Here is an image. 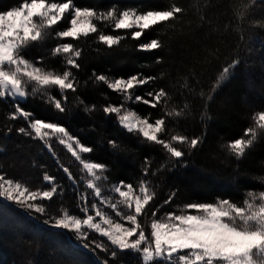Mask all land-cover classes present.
I'll list each match as a JSON object with an SVG mask.
<instances>
[{
    "label": "trees",
    "instance_id": "1",
    "mask_svg": "<svg viewBox=\"0 0 264 264\" xmlns=\"http://www.w3.org/2000/svg\"><path fill=\"white\" fill-rule=\"evenodd\" d=\"M22 2L0 0V13ZM48 2L64 3L67 0ZM248 4L251 0H73L75 7H87L100 14L114 8L144 12L180 7L181 12L172 20L147 30L139 41L132 39L128 30H116L114 21L95 18L92 23L98 29L96 33L78 40L60 38L56 34L70 27L72 12L57 25L45 29L46 38L24 48L21 55L35 66L62 72L65 57L53 55V50L60 44L72 43L81 52L77 58L80 70L72 69L79 81L77 92L67 94L65 113H59L46 97L32 95L31 85L27 88L29 96L26 98H0V175L33 190L47 189L48 185L42 179L45 173L55 177V183L61 185L63 191L52 201L44 202L47 211L54 215L68 211L83 217L78 193L73 189L78 187L79 192L91 193L86 189V174L78 161L67 162L66 156L54 152L52 142V151H49L48 144L38 138L18 134L19 127L28 126L22 118L10 119L18 102L35 114L34 119L64 126L81 143L94 148L91 154L82 156L106 165V170L100 173L106 179L100 186L108 191H102L96 203L116 221L123 220L107 204L102 206L99 199L108 203L113 202V198L118 200L113 186L119 181L131 183L134 188L141 180L151 183L155 197L148 207L156 210V216L149 212L139 218L148 236L153 219L166 221V214H187L186 206L190 203H216L227 198L237 206H244L249 192L256 195L264 192V132L256 124L258 114L264 112V0H256L252 7ZM101 34L121 39L109 48L99 40ZM152 39L161 42L159 50H138L139 44ZM236 61L238 64L231 69L227 81L213 93L211 89L223 67ZM137 73L153 79L131 90V99L95 80L100 74L115 79ZM160 90L166 96L152 107L151 103L155 101L148 94ZM50 95L61 98L57 88L51 89ZM137 96L142 99L137 100ZM209 96H212L211 100ZM145 99L150 103H143ZM85 105L90 112L84 110ZM108 105L127 108L150 123L164 119L166 131L161 138L165 140L178 134L188 138L202 137L203 143L184 157L185 163L172 167L161 146L147 142L142 136L129 134L119 125L116 114H105L103 107ZM169 112H181V115H168ZM9 127L11 132H8ZM249 127L257 131V139L246 150V155L237 160L226 145L245 138L244 133ZM109 141H114L116 146H111ZM172 143L188 151L185 146ZM145 157L150 161L146 176L143 173ZM75 162L77 173L71 171ZM64 167L69 169L76 185L68 180ZM80 171L82 174L79 175ZM173 190H176L175 196L165 204ZM31 215L35 218L0 198V264H101L94 258L93 251L77 247L75 239L67 238L74 233L62 234V230L43 223L46 216ZM88 235L90 240L109 243L107 238L93 231ZM95 254L100 258L105 255L99 249H95ZM119 264H141V260L138 254L126 252L121 255Z\"/></svg>",
    "mask_w": 264,
    "mask_h": 264
},
{
    "label": "snow or ice",
    "instance_id": "2",
    "mask_svg": "<svg viewBox=\"0 0 264 264\" xmlns=\"http://www.w3.org/2000/svg\"><path fill=\"white\" fill-rule=\"evenodd\" d=\"M255 4L256 0H251L248 7ZM69 12H72L70 27L56 34L60 38L78 40L81 37H88L90 33H96L98 29L92 23L95 18L114 21L116 30H128L131 38L139 41L147 30L172 20L175 14L181 12V8L144 12L135 9L119 11L114 8L106 14H100L87 7H75L73 0H67L64 3L48 2V0H30V2L23 0L19 6L0 13V98H26L29 96L27 88L31 85L32 95L39 94L41 98L46 97L47 102L53 105L59 113L67 111L65 107L68 101L67 94L76 93L79 85L72 69L80 70L81 66L77 58L81 56V52L74 48L72 43H63L55 47L53 55L65 57V68L62 72L48 71L43 67L35 66L21 53L32 43L42 42L47 35L45 29H50L66 19V14ZM133 29L135 31H131ZM120 39L119 36L99 35V40L109 48L117 45ZM161 47L159 40L152 39L139 44L138 50L150 52L159 50ZM236 64L238 61L223 67L211 89L213 93L227 81L231 69ZM151 79L153 78L144 77L140 73L127 78L115 79H110L103 74L95 76L96 81L124 94L128 99L132 98L131 90ZM53 88L59 90L60 99L50 95V90ZM148 95L153 96L155 102H152L151 106L156 107L166 93L160 90ZM136 99L141 100L142 98L137 96ZM208 99L211 100L212 96ZM143 103L149 104L150 101L145 99ZM84 110L91 111L88 105L84 106ZM103 112L116 114L119 125L129 134L134 133L142 136L149 143L161 146L167 155V163L172 167L185 163L184 157L191 155V150L197 149L203 143L202 137L188 138L178 134L171 135L170 140L161 138V134L166 131L164 119H156L154 123H150L147 118L141 119L133 112L122 114L121 107L111 105L104 106ZM34 115L22 108L18 102L15 104V110L10 114V119L15 121L22 118L28 125L19 127L18 134L38 138L41 142L48 144L49 151H52L51 137L59 136V143L64 145L75 160L82 165L87 176L91 177L86 184V189H90L91 193L79 192L78 187L73 189L78 193L79 208L83 217L69 214L68 211H64L62 215H54L47 211L44 202L52 201L63 191L62 186L55 183V177L47 173L42 179L48 187L41 190H33L25 184L0 175V198L4 202L14 203L20 210L29 214L30 218H35L31 215L32 213L46 216L43 223L54 229L62 230V234L74 233V236L67 238L75 239L77 247L93 251L94 258L99 259L101 264H114V262L119 264L121 255L126 252L138 254L141 264H156L157 261L161 264H264V192L258 195L249 192V199L243 202L244 206H237L227 198L219 199L216 203H190L186 206L187 214H166V221L153 219L150 225V236H148L139 218L147 216L149 212L153 217L156 216V210L148 207L155 197V190L151 183L141 180L138 187L134 188L131 183L119 181L113 186L114 192L118 194V200L113 198V202L108 203L105 199H99L100 204H107L115 215L126 221L129 226L115 222L101 211L96 203L97 198L102 196V189L97 182L106 179L100 174L106 170V165L86 160L82 156V154H91L94 148L81 143L79 138L72 136L66 127L54 122L34 119ZM168 115L179 117L181 112H169ZM256 124L264 132V112L258 114ZM11 131L12 128L9 127L8 132ZM249 136L251 138H247ZM244 137L226 145L229 153L237 160L244 157L246 150L254 144L257 131L249 127ZM172 141L185 146L188 151L174 146ZM109 144L116 146L114 141H109ZM149 168V158L145 157L143 166L145 176L148 175ZM63 171L68 174V180L76 185L77 181L69 169L64 167ZM175 192L176 190L172 191L168 200L164 202L165 204L172 200ZM90 197L92 198L91 203H89ZM93 211L94 215L91 214ZM95 217H99L100 222H95ZM88 230L107 238L109 243L103 244L90 240ZM81 240L88 242L80 243ZM92 245L94 248L91 247ZM95 249L104 253V257L100 258L96 255Z\"/></svg>",
    "mask_w": 264,
    "mask_h": 264
},
{
    "label": "rangeland",
    "instance_id": "3",
    "mask_svg": "<svg viewBox=\"0 0 264 264\" xmlns=\"http://www.w3.org/2000/svg\"><path fill=\"white\" fill-rule=\"evenodd\" d=\"M68 14V13H67ZM67 14H66V16H67ZM125 112H133V111H131V110H129V109H125V108H123V109H121V113L123 114V113H125ZM134 113V112H133ZM135 114V113H134ZM135 116H137V117H139L137 114H135ZM139 118H141V117H139ZM142 119V118H141ZM59 139H60V137L59 136H53V137H51V139H50V142H52L53 143V150H54V152H58L59 151V153H60V155H61V157L62 156H66L65 158H66V161L68 162V161H70V160H74L75 158L71 155V153H69L68 151H67V149L64 147V145H62V144H60L59 143ZM61 151V152H60ZM63 153V154H62ZM60 155H59V157H60ZM65 158H63L62 159V161L63 162H65ZM66 163V162H65ZM73 164V163H72ZM80 164V163H79ZM77 166V162H75L74 163V165H73V167L71 168V171H75L76 173H77V171H76V167ZM79 167H80V169L86 174V171L83 169V167H82V165L80 164V165H78ZM79 175L80 174H82V172L80 171L79 173H78ZM85 174H83V175H85ZM86 176H87V174H86ZM87 180H89V178L91 179V177H85ZM84 178V180H86ZM85 183H86V181H85ZM97 183H99L100 185H101V181H98ZM87 184V183H86ZM101 187V189H102V191L104 192V193H106V192H108V191H106V188L104 189V187H102V186H100ZM105 190V191H104ZM105 204H102V206H104ZM101 211H103V210H101ZM105 214H107L106 212H104ZM91 214H93L94 215V211L91 213ZM108 215V214H107ZM110 218H112L115 222H119V221H116V219L115 218H113L114 216H112V215H108ZM95 222H100V220H99V217H95ZM120 223H124L125 224V226H129V225H127V223L126 222H124V221H121ZM89 231H91V230H88V232ZM133 239H135V237H133Z\"/></svg>",
    "mask_w": 264,
    "mask_h": 264
}]
</instances>
